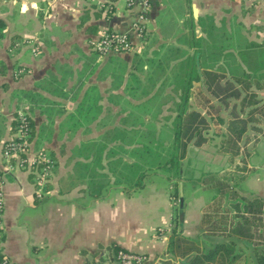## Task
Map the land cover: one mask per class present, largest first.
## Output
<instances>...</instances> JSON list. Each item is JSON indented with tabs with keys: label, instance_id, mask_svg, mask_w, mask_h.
Here are the masks:
<instances>
[{
	"label": "crops",
	"instance_id": "1",
	"mask_svg": "<svg viewBox=\"0 0 264 264\" xmlns=\"http://www.w3.org/2000/svg\"><path fill=\"white\" fill-rule=\"evenodd\" d=\"M100 1L0 0V22L3 24L0 35V152L3 142L14 131L15 113L24 109L33 122V140L52 150L56 158L54 172L46 186L49 192L36 197L30 173L16 167L6 168L0 156L3 230L0 254L6 256L8 264H91L92 259L95 263L105 264L108 260L105 246L109 244L147 254L146 264H156L157 256L163 259L161 256L168 252L173 226L170 192L162 198L151 188L149 194L140 200L135 192L145 188V182L131 195L125 194L120 177L123 170L121 162H132L135 157L112 147L120 142V138H111L107 148L113 149L108 152L105 147L102 154L103 167L100 171L106 175L108 181H104L109 185L103 198L92 199L83 182L60 191L66 184L63 179L74 173L75 162L90 161V156L73 152L76 146L82 142L101 141L105 132L112 129L126 128L128 134H137L138 129L134 126L139 122L132 111L141 102L134 97L139 88L130 82L134 74L141 80L154 72L153 65L147 66V63L142 65L141 70H135L132 65L136 58L152 56L150 52L138 53L147 42L145 34H137L131 29L134 11L126 8L121 1L106 11L99 7ZM144 24L146 33L150 35L162 31L165 44L184 51V55L169 60L163 79L176 69L180 76H185L190 57L194 59L195 71L200 76L203 70H210L233 81L241 71L257 78L264 74V8L251 0H150ZM103 29L128 31L132 50L119 53L113 59L97 56L90 48V40ZM184 33L194 38V42L176 40ZM116 62H124L126 69L122 72L112 70L109 65ZM19 69L22 72L18 74ZM116 78L120 81L115 82ZM60 81L62 84L57 87ZM60 88L65 95L60 93ZM193 88L195 92L208 93L201 79L193 82L191 92ZM251 88L264 98L263 89ZM156 90L158 85L142 88V93H150L142 99L149 98ZM179 90L180 85L174 83L162 87L163 92L175 95V100ZM230 99L229 106L236 102V99ZM83 101L89 106L93 104L98 111L93 116L78 113L77 108ZM210 103L216 105L218 99L214 98ZM201 110L205 112V108ZM220 117L222 121H217L219 126L227 120L221 114ZM142 118L148 119L146 116ZM213 119L216 120L215 117ZM152 120L158 123L160 119ZM67 121L71 125L87 127L69 128L67 131L63 128ZM46 124L51 126V130L42 139L38 128ZM53 124L58 128H53ZM249 131L252 130L245 133V147L249 152L246 176L236 189L240 194L259 196L264 201V139L260 133L250 134ZM63 143L67 144L65 149ZM134 145L129 142L125 146L130 148ZM191 146L203 152V144L189 145L185 157ZM253 147H257L255 151L250 150ZM253 152L258 156L255 157ZM214 154L231 163L229 154L217 150ZM237 157L227 169H233L238 162ZM252 170L258 171L253 173ZM153 185L150 182V186ZM161 202L164 223L155 220ZM206 204L199 200L192 205L190 201L184 216L179 219L180 228L187 229L193 225L194 237L200 240L208 237L205 234L207 226L200 225L202 209ZM194 206L197 209L189 215L188 207ZM24 213L25 218L21 221ZM145 218L149 221L147 227L141 223ZM150 226L154 231L159 229L160 234L146 240L145 227ZM261 230L264 226L256 232ZM236 242L244 252L245 248H256L257 245L255 237L251 241ZM102 254L105 260L100 262ZM258 254L261 256L264 252L259 250ZM259 256L256 260L244 262L257 264Z\"/></svg>",
	"mask_w": 264,
	"mask_h": 264
},
{
	"label": "trees",
	"instance_id": "2",
	"mask_svg": "<svg viewBox=\"0 0 264 264\" xmlns=\"http://www.w3.org/2000/svg\"><path fill=\"white\" fill-rule=\"evenodd\" d=\"M2 25L0 22V35ZM116 55H110L108 59H113ZM195 64L194 59L190 57L187 61L186 75L177 92V100L173 103L170 125L166 126L167 139L158 148L152 147L153 150L161 149L164 152L163 160L154 158L152 150L144 143L130 148L118 146L122 151L135 157L132 162H121L122 189L126 195H131L133 191L145 185L144 178L150 166L163 167L168 171L167 179L173 187L170 196L176 203L179 199L178 181L181 161L189 145L200 146L208 140L206 131L210 126L207 116L209 113L190 106L193 82L201 79L208 93L218 99L217 105L210 103L205 106L212 109V117L216 118L215 121H222L218 113L220 104L227 106L230 98L236 99L229 109L224 131L218 132L221 137L217 151L229 154L232 164L234 157L238 156V162L233 165V169H225L221 173L210 175L211 185L217 189L219 196L213 200V203H207L203 207L200 219V225L207 226L205 234L208 237L215 235L218 238L206 237L200 240L198 237L184 236L178 231L179 220L175 217L178 222L173 224L170 230L167 248L170 257L162 260L161 264H245L244 249L237 244L236 240L251 241L258 228L264 226V201L259 196L248 197L240 194L236 186L245 178L247 171L246 160L249 152L245 147V133L253 130L260 133L264 139V98H260L251 88L253 86L255 89L264 90V74L257 78L241 71L239 76L233 78V82L220 73L210 70H203L200 76L195 71ZM92 109L93 104L89 106L85 101L81 102L77 108L78 113L90 116H93L90 113ZM16 117L17 112L14 115L13 130L17 124ZM28 119L29 139H32L33 122L29 115ZM105 147L106 145L99 140L82 142L76 146L75 151L85 157L90 156V161H76L74 173L68 174L63 179L66 184L60 191H66L73 185L83 182L86 183V191L92 199L103 198L109 189V185L104 181L106 175L100 171L103 167L101 159ZM47 150L55 160L53 151ZM156 153L157 151L155 155L159 156V153ZM226 199L229 200V205L221 211V206ZM105 248L110 258L116 249L123 247L109 244ZM99 257L100 262L105 260L103 254ZM91 264L98 263L92 259ZM257 264H264V254L259 256Z\"/></svg>",
	"mask_w": 264,
	"mask_h": 264
},
{
	"label": "rangeland",
	"instance_id": "3",
	"mask_svg": "<svg viewBox=\"0 0 264 264\" xmlns=\"http://www.w3.org/2000/svg\"><path fill=\"white\" fill-rule=\"evenodd\" d=\"M252 2H254L257 5H260L261 7L264 8V5L262 4V0H251ZM146 31L143 33L146 35L145 41L147 42L143 47H141L138 51V53H141V55L143 53H148L150 52L152 54V56L150 57H139L136 58V60L133 62V66L135 67V70H141L142 65L144 63H147L150 66L153 65V73L150 77H146V78H142L141 80L139 79L138 75L134 74V79L131 80L130 84L138 87L139 89L136 91V93L134 95V97L137 98L136 101L141 102L140 104L138 103L137 108H135V110H133L132 112L134 113V115L136 116V120L137 122H139L138 125L134 126V128H137L138 132L137 134H128V132H126V128L124 130H107L105 133L106 135L104 137H102V140L100 142H103L106 145V150L109 152L110 149H113L114 147L117 149L118 151V146L122 145H128L129 142L133 143V144H145L148 145L150 147V149L152 150V154L153 157L156 158L157 160H163V155L164 152L161 151V149L158 150H153V148H158L159 145L164 144V141L167 139L166 136V126L170 125L171 122V117L173 116V103L175 101V95L170 94V93H166L162 91V87L166 84H176L177 86L181 85L183 82V77L184 76H180L178 69L173 70V72H171L172 74L167 77V79H163L162 75L164 72V69L168 67L169 63H170V59H173L174 57H179L181 55H184V51L183 49H180L179 47H175V46H168V44H165L162 41V31H160L159 33L156 34H150L146 33ZM185 39H189L191 41L194 40V38H191L189 34H182V35H178V37H176L177 41H184ZM150 58V59H149ZM149 59V60H147ZM110 68H112V70L116 71V72H122L124 69H126L124 62H116V63H112L111 65H109ZM97 67V66H96ZM117 80H114L115 82L120 81L119 78H116ZM62 80V79H61ZM169 81V82H168ZM62 84V81L59 82V86L60 87ZM152 85H158V90L155 91V93L151 94L149 96V98L147 99H142L143 97H146L149 94H144L142 93V88H151ZM142 86V87H141ZM194 89V88H193ZM60 93L62 94H66L65 92H63V90L60 88ZM214 99L213 96H211L209 93H199V92H195V89L192 90L191 93V100H190V106L192 107H196V108H205V112H208L209 114H207L209 122H210V126L206 131V135L208 137V140L206 142L203 143V147L202 150L203 152L200 151V148L198 147H193L191 146L189 148L188 151V155L185 157V159L183 160V162L181 161V166H180V179L178 181V192H179V183H181V189H182V198H183V202L182 205H180L179 203V199L178 201L175 203L173 200V207H172V219L171 222L173 224L177 223L178 221L175 220V217H178V220L180 219V209H182V216H184V210L185 207L190 203V201L192 202V205L196 204L199 202V200H201V203H213V200L216 199L219 195H218V191L217 189L212 186V181L210 179V175L214 174V173H221L223 170L227 169V167H229L228 161L220 156V157H216L215 156V151L217 150V146H218V142L219 139L221 137V135L218 134L223 132V127L225 126V124H223V122H221V126H219V124L217 123V121H215L212 117V109L211 108H207L205 106H208L211 102V100ZM141 100V101H140ZM230 99V103H231ZM206 101V102H205ZM219 103V102H218ZM204 104V105H203ZM217 105V104H216ZM230 104L224 105L223 103L220 104V110L218 111L219 115L221 114L224 118H228L227 116L229 115V109L231 108V106H229ZM162 106V107H161ZM168 106H170V108H168ZM170 109V111H168ZM23 111H25L24 109H21ZM46 111V110H45ZM49 111V110H48ZM47 111V112H48ZM77 111V110H76ZM97 108L93 107L92 110H90L91 114H95L97 112ZM27 112V111H25ZM46 112V113H47ZM51 112V111H49ZM93 112V113H92ZM132 113V119L134 118V115ZM81 114V113H80ZM146 116L148 117V119H143L142 117ZM152 118H159V122L155 123ZM70 121V120H69ZM53 128H58V126H54V124L52 125ZM86 128L87 126H82V124H78V125H71L68 123L63 126V128L65 130H69V128L72 129H80V128ZM50 128V129H49ZM121 128V127H119ZM51 130V126L49 125H42L39 126L38 128V135L44 139L46 138L47 134L50 132ZM250 134H252L255 131H249ZM114 137H118L120 138V142L117 143V145H112L113 148H107V146H109V144H111V138ZM32 149L34 150H39L42 149L44 150L46 153H48V155H50V152L47 150L49 148H46L45 146L42 145H38L35 143V141L33 140V138L31 139V145ZM67 146L66 143H63V149H65V147ZM126 147V146H125ZM257 147H253L252 149H250L251 151H255ZM50 150V149H49ZM122 150H119V152H121ZM155 151H157L156 154L159 153V156L155 155ZM73 152H76L75 149L73 150ZM107 152V153H108ZM123 153H126L123 151ZM211 153H213L211 155ZM222 153V152H221ZM254 156L257 157L258 155L253 152ZM218 156V155H217ZM154 158H152V160H154ZM238 158V157H237ZM236 158V160L238 161V159ZM259 158H256V160ZM255 171L258 170H252V172L254 173ZM54 172V165L51 169V175L49 176L47 182L42 186H38L35 184V181L33 179V175L30 174L31 177V181L32 184L35 186V188H38L39 190H42V195L47 194L49 192V190L46 189L47 184L50 183L52 174ZM167 175H168V171L163 168V167H158L156 168L155 166H150L149 167V172L148 174L145 176L144 181L146 182V186L145 188L141 189L138 193L135 192L137 195H139V199L143 200V197H146L149 193V191H151V188H154L155 191L157 192V194H159L160 196H162V198H165V196L167 197L168 193L172 190L169 189V181L167 179ZM105 180L107 179L106 176L104 178ZM108 181V179H107ZM150 182H153V187L150 186ZM204 185V186H203ZM238 185V184H237ZM240 187V184L238 185ZM113 190V189H112ZM35 191V190H34ZM194 199H196L194 201ZM228 202L229 200L226 199L225 202L223 203V205L221 206V211H223V209L227 208L226 206H228ZM158 203V202H157ZM196 207V208H194ZM194 207H188V214L190 215L191 213H193L195 211V209H197V206ZM35 209L32 208L30 210V212H32ZM147 208L144 207V211L146 212ZM159 209V213L158 215H156V219L157 221H160L161 223H164L166 220L164 219V209H163V205L162 202L161 204L158 206ZM143 211V212H144ZM219 212V211H218ZM148 217V215H146ZM25 218V213L22 215L21 221L24 220ZM144 226H148L149 221L146 220V218L144 219V221L142 220L141 222ZM180 224H178L177 228L180 234H186L188 237H194L196 232L195 229L193 228V225H190L191 227L187 228V229H183L182 227L180 228ZM145 227L146 230V237H144L146 240H150L153 236H157L158 234H160V230L155 229V231L153 230V227L150 226L148 228ZM160 227V226H159ZM161 228V227H160ZM167 233H169V229H167ZM166 234V232H165ZM159 236V235H158ZM255 239H256V248H253V246L251 248H245V259L244 261L247 262H251L253 260H256V258L261 254L260 252H264V230H261V232H256L255 235ZM136 247H142V246H136ZM163 259H160L157 256V261L156 264H161L162 260L167 259L170 257V254L167 252L164 255L161 256ZM154 259V258H153ZM174 261V260H173Z\"/></svg>",
	"mask_w": 264,
	"mask_h": 264
},
{
	"label": "built area",
	"instance_id": "4",
	"mask_svg": "<svg viewBox=\"0 0 264 264\" xmlns=\"http://www.w3.org/2000/svg\"><path fill=\"white\" fill-rule=\"evenodd\" d=\"M121 1L123 5L131 11H134V20L131 23V29L137 34L142 35L146 31L144 24L146 13L150 8V0H101L99 7L109 11L111 7ZM264 5V0H262ZM91 50L99 57H108L110 55L129 52L132 50V39L128 31H118L112 29H103L94 35L90 40ZM18 70L16 73H21ZM17 124L12 135L6 139L1 147V160L7 168H20L27 170L33 175L35 184L44 185L55 163L52 156L44 150L32 149L28 113L23 110L17 111ZM2 177L0 173V247L3 243V230L1 221L2 212ZM35 196L42 197V190L35 188ZM147 254L143 252L132 251L129 249L118 248L108 258L105 264H146ZM0 264H8L5 255L0 254Z\"/></svg>",
	"mask_w": 264,
	"mask_h": 264
},
{
	"label": "water",
	"instance_id": "5",
	"mask_svg": "<svg viewBox=\"0 0 264 264\" xmlns=\"http://www.w3.org/2000/svg\"><path fill=\"white\" fill-rule=\"evenodd\" d=\"M195 10V8H194ZM183 198H182V189H181V183H179V203L182 205ZM180 216H182V209H180Z\"/></svg>",
	"mask_w": 264,
	"mask_h": 264
},
{
	"label": "clouds",
	"instance_id": "6",
	"mask_svg": "<svg viewBox=\"0 0 264 264\" xmlns=\"http://www.w3.org/2000/svg\"><path fill=\"white\" fill-rule=\"evenodd\" d=\"M22 10H25V9H22Z\"/></svg>",
	"mask_w": 264,
	"mask_h": 264
}]
</instances>
